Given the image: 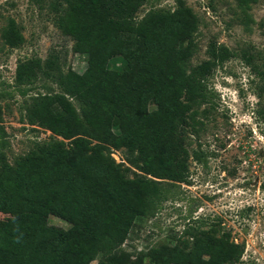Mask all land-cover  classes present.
I'll list each match as a JSON object with an SVG mask.
<instances>
[{"label":"trees","instance_id":"1","mask_svg":"<svg viewBox=\"0 0 264 264\" xmlns=\"http://www.w3.org/2000/svg\"><path fill=\"white\" fill-rule=\"evenodd\" d=\"M147 1L29 0L46 7L74 51L88 58L82 74L63 73L55 54L16 66L24 120L63 141L44 144L16 168L5 165L0 150V210L22 215L0 226V264H91L98 257V264H130L122 248L135 220L173 198L177 184H188L190 157L201 161L187 140L204 129L214 96L209 78L233 58L263 77L255 54L215 41L193 66L198 22L191 10L177 0L173 11L151 9L137 19ZM235 1L243 14L258 2ZM9 34L10 47L22 45L13 23ZM114 58L122 68L108 67ZM39 80L43 92L29 95ZM4 139L0 126V148ZM110 148L125 149L128 167L115 163ZM129 167L140 174L129 178ZM49 216L68 229L48 226ZM196 224L175 237L179 245L150 248L151 264H241L243 246L230 233Z\"/></svg>","mask_w":264,"mask_h":264},{"label":"rangeland","instance_id":"2","mask_svg":"<svg viewBox=\"0 0 264 264\" xmlns=\"http://www.w3.org/2000/svg\"><path fill=\"white\" fill-rule=\"evenodd\" d=\"M197 19L194 35L197 52L194 66L207 59L210 41L230 51H249L256 62L264 63V4L252 5L244 14L235 0H182ZM177 0H148L137 14L141 19L151 9L173 11ZM10 23L23 37L19 47H10L5 38ZM55 54L63 73L82 74L87 55L74 51V42L54 26L46 7L39 9L29 0H0V126L5 146L0 148L5 165L16 168L20 161L51 141H63L50 131L30 126L24 120L23 97L15 86L16 66L31 58L45 60ZM114 58L110 69L122 68ZM39 80L29 95L43 92ZM213 103L198 135L190 134L187 147L201 156L188 160V184L171 189L173 198L147 216L138 217L123 245L130 264H151L147 251L160 245H179L175 239L187 225L203 224V229L219 228L231 235L230 241L243 246L241 264H264V75L257 77L238 58L218 67L208 80ZM78 111V105L72 102ZM149 110L155 105L149 103ZM113 132L120 130L113 127ZM67 145L69 142L64 141ZM111 149L115 163H124V148ZM1 167V165H0ZM129 178L135 173L129 167ZM2 205V204H0ZM21 213L0 210V226L21 220ZM48 226L68 229L69 224L49 216ZM187 247L192 244L189 240ZM182 246V244H181ZM99 257L91 264H98Z\"/></svg>","mask_w":264,"mask_h":264}]
</instances>
